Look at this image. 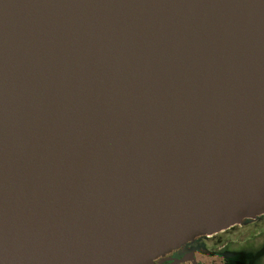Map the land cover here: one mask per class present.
I'll use <instances>...</instances> for the list:
<instances>
[{
    "label": "water",
    "instance_id": "95a60500",
    "mask_svg": "<svg viewBox=\"0 0 264 264\" xmlns=\"http://www.w3.org/2000/svg\"><path fill=\"white\" fill-rule=\"evenodd\" d=\"M264 214V0H0V264H153Z\"/></svg>",
    "mask_w": 264,
    "mask_h": 264
},
{
    "label": "flooded vegetation",
    "instance_id": "af4514ba",
    "mask_svg": "<svg viewBox=\"0 0 264 264\" xmlns=\"http://www.w3.org/2000/svg\"><path fill=\"white\" fill-rule=\"evenodd\" d=\"M263 218L261 214L215 233L199 234L158 255L153 264H249L254 256L245 241L253 236L252 226ZM214 235L217 236L212 241Z\"/></svg>",
    "mask_w": 264,
    "mask_h": 264
},
{
    "label": "rangeland",
    "instance_id": "374dc122",
    "mask_svg": "<svg viewBox=\"0 0 264 264\" xmlns=\"http://www.w3.org/2000/svg\"><path fill=\"white\" fill-rule=\"evenodd\" d=\"M263 219H260V223H255V225L252 226L251 230L253 231V236L249 240L245 241L247 244H249L248 250L254 256L249 264H264V224H262V221H264ZM216 236L217 235H214L211 240H215ZM212 260L215 262V257L212 258Z\"/></svg>",
    "mask_w": 264,
    "mask_h": 264
}]
</instances>
